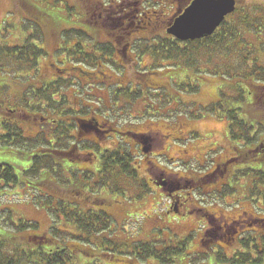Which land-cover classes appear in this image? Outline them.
I'll return each mask as SVG.
<instances>
[{
	"label": "rangeland",
	"instance_id": "1",
	"mask_svg": "<svg viewBox=\"0 0 264 264\" xmlns=\"http://www.w3.org/2000/svg\"><path fill=\"white\" fill-rule=\"evenodd\" d=\"M54 1L25 0L23 2L19 0L13 5L10 0H0V51H5L12 44V36L16 32L19 33L16 29L26 25H30L27 29H31L36 24L37 20L33 21V16L25 19L27 13H38L33 10L39 9L40 13L66 20V23L70 25L80 24L78 21L80 11L69 12L61 4H53ZM170 1L168 0L162 9H158L157 14H153L154 16L149 17L144 23L148 25L158 23L164 26L177 8L176 3L171 2V4ZM156 2L158 1L151 0L148 8L157 10ZM25 3L30 4L33 10L26 9ZM179 3L183 5L184 2L179 1ZM95 4L96 12L104 13L103 10L111 6L105 14H112L114 2L111 0H95ZM237 7L244 8L254 20L262 16L264 0H237ZM248 24L255 26L249 22ZM247 31L251 32V30ZM257 36L260 41H257L252 34H247L246 44L241 46L246 48V54H252L245 68V76L238 73L237 77L229 76V78L221 79L220 76L204 75L198 79L192 70L178 71L182 79L188 75V81L198 88L194 93L181 96L184 106L181 108L179 105L178 110L185 118L181 115L182 113H179L180 116L176 118L168 112L171 108L166 103L167 99L159 102L157 97L152 95L151 99L147 97V106H150L153 111V106L156 105L155 108L159 113L149 117L150 119L145 118L142 124L137 119L139 116H136L135 120L139 123L135 124V131L148 132L149 141L144 148L149 150L144 152L136 143L131 153L134 154L132 163L136 170V181L143 183L146 181L149 187L139 188L136 182H134L135 186L127 179H121L118 182L119 191L112 189L98 193L105 199L106 205L100 206V210L97 211L104 212L110 218V225L99 235L100 248L95 251L80 245L87 250V255H77L71 264H159L153 259L134 260L128 263L118 255L110 260L104 258L102 248H109L105 245V241L108 240L126 248L136 243H151L157 250L164 247L176 248L186 242L184 254L180 255L177 263L174 264H232V260L234 263L241 261L240 264H248L242 261L244 254L256 257L255 248L264 249V206L259 201L255 204L251 202L255 199L250 197L249 187L244 192H240L239 186L245 184L244 181H238L235 185L237 190H234L232 195L224 193L221 198L216 195L215 188L211 187L209 178L198 185L200 179L202 182L205 176L210 174L215 157L220 159L227 154L228 123L225 119H219L218 111L211 115L206 110L208 104L218 99L220 89L224 97L218 102L230 109L241 108L238 116L253 127L251 134L257 133L256 142L261 143L264 140V113L260 111L263 104L259 107V105L253 106L252 103L254 96L257 95V88L264 86L258 79L259 75L264 73V26L258 29ZM254 59L256 62H253ZM46 62L42 61V64L45 65ZM10 64V60L0 62V78L4 80L2 84L5 86L0 88V103L8 107L18 99L17 88L23 85L20 79L10 80L7 76L2 77L3 74L9 73L6 66ZM259 68L263 72L259 71ZM9 86H12L11 92H9ZM239 91L244 92L242 96L244 101L237 100ZM10 94H14V98ZM250 104L252 107H249ZM144 108L148 109L143 101H138L135 105L137 114ZM23 131L25 138L20 142L21 146L14 144V148L7 149V146L0 145V163L13 164L15 172L25 170L28 166L27 156L35 149L32 148L33 142H28L29 138H27L32 133H29L26 127ZM17 149L22 151L19 152L23 155L22 158L16 154ZM248 160L244 167L259 166L257 158L252 154L248 156ZM81 165L84 166L83 161H72L69 165L73 169L68 177L70 181L85 182L84 176L76 171ZM161 177L164 183L167 182L164 188L159 189L150 184V179L159 183L158 180ZM34 180L32 178L31 181L34 182ZM21 181L25 182L26 178H21ZM168 183L172 184V188H169ZM36 192L28 189L25 184L4 188L3 183L0 182V234L21 235L22 233H16L13 228V225H17L19 221L36 224L37 227L33 231L36 235L47 232L53 226L56 229H62L60 219L57 220L54 215H49L45 211V205L37 201L36 196H44L43 189ZM236 217H241L248 222H251L254 217L259 224L253 222L250 223L252 226H249L248 223H242L231 226L230 229L222 225L228 222L229 218ZM7 219H10V223L5 221ZM208 228H211V235L203 237L204 231ZM234 229L247 233L241 236V239L232 241L230 238L234 237L232 235ZM228 230L229 234L226 233ZM261 233L263 236L260 235ZM256 237L258 241H249L250 238ZM69 241L67 240L68 243ZM91 243L98 244L96 240ZM126 251L127 249L124 250Z\"/></svg>",
	"mask_w": 264,
	"mask_h": 264
},
{
	"label": "flooded vegetation",
	"instance_id": "2",
	"mask_svg": "<svg viewBox=\"0 0 264 264\" xmlns=\"http://www.w3.org/2000/svg\"><path fill=\"white\" fill-rule=\"evenodd\" d=\"M17 1L10 0L13 5ZM56 1L53 4H61L69 12L80 11V24H67L66 20L40 13L39 9L33 10L25 3L26 9L38 12L27 13L25 19L33 16L36 24L31 29H27L30 25L20 26L16 29L19 33L11 38L12 44L0 51V62H11L6 66L9 73L2 77L20 79L23 84L15 87L19 97L14 104L8 107L0 103V135L6 136L9 129H16L23 139V129L28 128L32 133L27 137L28 142H33L32 148H35L31 155H41L42 151H47L44 153L47 156L56 155L63 160V165L59 164L62 172L73 170L69 167L72 161L84 162L76 171L95 176H102L100 172L104 169L123 172L118 161L123 160L125 154L133 158L131 151L136 143L144 152L149 150L144 148L149 141L148 132L135 131V124L139 123L135 119L139 116L137 119L142 124L145 118L159 113L156 105L152 111L146 104L147 97L151 99L150 94L155 92L159 102L167 99L171 108L168 112L174 113L176 118L180 116L178 107L183 106V101L179 87L184 81L178 75L181 68L173 70L167 60L162 57L154 60L152 54L153 48L157 49L153 46H160L162 51L157 54L166 55L168 44H182L167 30L193 0H171L177 8L164 26L148 25L144 21L157 14L168 0H157V10L148 8L151 0H111L114 2L112 14H105L111 6H107L104 13L96 12L95 0H60L57 4ZM179 1L184 2L183 5ZM42 61L47 62L43 65ZM2 80L0 78V88L5 87ZM11 88L9 86V92ZM10 95L14 98V94ZM46 97H50L52 103ZM138 101H143L149 110L144 108L137 114ZM15 137L10 136L3 143L10 145ZM241 146L243 142L228 143L227 154L220 159L215 157L208 175L215 192L236 189L237 172L248 168L251 172H264V164L258 159L257 167L243 166L246 158L243 161ZM109 160L111 166L106 164ZM260 161L264 163V159ZM158 181L149 180L159 189L167 185L162 177ZM244 187L240 185V191ZM253 222L259 224L254 217L251 222L236 217L222 225L230 229L242 223L252 226ZM210 232L211 228L206 229L203 237L211 235ZM246 233L234 229V237L230 239L236 241Z\"/></svg>",
	"mask_w": 264,
	"mask_h": 264
},
{
	"label": "trees",
	"instance_id": "3",
	"mask_svg": "<svg viewBox=\"0 0 264 264\" xmlns=\"http://www.w3.org/2000/svg\"><path fill=\"white\" fill-rule=\"evenodd\" d=\"M59 1L57 0L56 3ZM248 22L255 24V26L249 25ZM263 23L264 12H262V16H258L253 20V17L244 8H237L211 37L200 41L187 42L182 45L177 44V46L168 44L166 55L157 54V52L162 50H160V46H153L157 49L153 48L152 57L154 60H159L161 57L167 60L168 67H172L173 70L177 67L185 70V72L192 70L198 79L204 75L220 76L221 79L229 78V76L237 77L238 73L245 76V68L252 54H246V48L241 46L246 44L245 36L247 34H252L257 41H260L257 34L258 29L264 26ZM247 30H251V32ZM25 61L26 59L23 58V62ZM253 62H256V60L254 59ZM258 70L263 72L260 68ZM184 77L186 79L183 78L184 81L179 87V92L181 94L196 92L198 88L188 81L189 76L185 75ZM259 77L258 79L263 85L264 73L259 75ZM257 90V95L254 96L252 103L253 106L259 105V107L263 104L260 111L264 113V86L257 88ZM154 93L150 95L155 97ZM239 93L237 100L244 101L242 97L244 92L239 91ZM42 96L40 94V98ZM218 96L219 99L224 97L221 89L218 92ZM46 100L52 103L50 97H46ZM217 102L218 100H216V104H208L206 110L211 115L218 111L220 113L219 119L227 121L229 144L244 143V146L239 148L244 155L243 161L246 158L243 163H248V156L252 154L259 160L260 164H264L260 161V159H264V140L261 143L256 142L257 133L251 134L253 127L238 116V111L241 108L233 107L230 109L224 104ZM249 107H252L251 104ZM12 132L13 135H11ZM17 134L21 135L19 130L9 129L8 135H0V145L7 146V149L10 148V145L14 146V144L21 146L20 142L23 139ZM10 136H17L15 137L17 139L12 140L10 145L3 143L4 139H9ZM19 152L22 151L20 149L17 150L16 154H18V157H23ZM46 152L42 151L43 154L33 156L31 155L32 153H29V156H27L28 166L20 172H15V167L13 168L14 165L11 163H0V182L3 183L4 188L10 185L19 186L23 184L35 192L42 188L44 196H36L37 201L45 205V211L49 215H54L57 220L60 219L62 229H56L53 226L47 232L36 235L33 233L37 227L36 224L19 221L17 225H13V228L16 233H22L21 235L4 236V234H0V264H71L77 255H87V250L81 248L80 245L90 247L95 251L98 250L100 248L99 243H101L99 235L110 225V218L104 212L97 211L100 210V206L106 205V203L104 204L106 202L105 199L100 197L98 193L112 189L119 191L118 182L121 179H127L130 184L132 182L135 186L134 182H136L139 188L146 189L149 187L146 181L144 183L136 181V170L131 166L133 160L126 154L123 160L118 161L119 167H121L123 172H106L104 169L103 172H100L102 176H95L90 172H80L84 176L85 182L79 180L72 182L68 179L71 172L59 173L62 172L59 169V164L63 165V160L56 155L52 157L44 155ZM106 164L111 166L112 161L109 160ZM237 174V180L246 178V188L249 187L250 197L255 199L252 200L253 203L261 199L264 205V172H251L248 168L245 172H237ZM206 176L202 182L201 179L199 180L198 185L208 180L209 177L208 175ZM21 178H26V181H21ZM32 178L35 179L34 182L31 181ZM100 189L102 190L100 191ZM233 191L226 189L223 192H216V195L221 198L222 194L228 195L233 193ZM9 220L5 221L9 222ZM256 238H250L249 241H255ZM67 240H70L69 243ZM93 240H96L98 244L93 245L91 243ZM185 244L186 242L176 248L164 247L157 250L151 243H136L126 248L108 240L105 241V245L109 248H102L104 252L102 256L110 260L114 259L115 255H118L119 258H123L128 263L134 260L153 259L159 264H174L177 263L178 257L184 254ZM244 247L247 248L245 245ZM124 248L127 249L126 252H124L126 250ZM122 250L123 252H121ZM255 250L256 257L244 254L242 261L248 264H264V249L257 250L256 247ZM88 257H90V254H88ZM231 263L240 264L241 261L234 263V260H232Z\"/></svg>",
	"mask_w": 264,
	"mask_h": 264
},
{
	"label": "water",
	"instance_id": "4",
	"mask_svg": "<svg viewBox=\"0 0 264 264\" xmlns=\"http://www.w3.org/2000/svg\"><path fill=\"white\" fill-rule=\"evenodd\" d=\"M235 5V0H193L167 32L180 41L209 37L234 12Z\"/></svg>",
	"mask_w": 264,
	"mask_h": 264
}]
</instances>
